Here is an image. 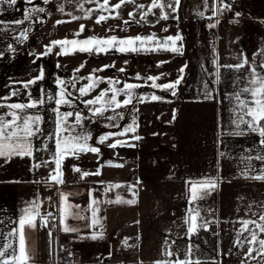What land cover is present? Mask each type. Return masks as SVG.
<instances>
[{
  "label": "crops",
  "instance_id": "0c3cea01",
  "mask_svg": "<svg viewBox=\"0 0 264 264\" xmlns=\"http://www.w3.org/2000/svg\"><path fill=\"white\" fill-rule=\"evenodd\" d=\"M224 4L229 5V18L221 16ZM24 8L23 0L11 6L0 3V20L16 23L25 15ZM185 9L182 18L169 23L168 31L148 29L147 33L116 36L127 39L155 34L162 44L168 36L179 35L183 39L177 42V52L164 50L155 42L136 52L112 48L106 53L76 51L61 55V48L53 47L47 60L56 79L64 80L72 94L70 107L58 106L55 98L49 102L48 96L59 95L56 79L57 86L52 88L34 89L32 84L25 88L29 78L39 76L41 71H14L7 67L5 54H0V115L10 120L9 113L14 110L8 104L44 100L42 105L19 113L41 117L40 131L31 139L33 154L0 157V250L10 243L17 246L18 238L11 233L18 228L25 210L36 202L40 214L37 226L24 229L31 256L29 264H58V255L67 246L74 248V264H157L183 260L189 249L190 258L201 264H209L217 255L221 257L219 264H234V260H239L238 264L249 263L244 258L246 253L236 247L240 240L251 239L250 231L241 230L242 221L259 222V216L264 214V180L252 178L261 174L264 162L246 158L264 154V147L258 143V133H232L238 123L237 115L242 114L237 94L241 100L252 99L242 91L251 86L249 66H256L264 74V68L259 67L264 64V1L208 0L206 5L204 0H192ZM133 26L137 28L136 24ZM156 48L159 50H153ZM245 57L249 64L237 69L235 65ZM94 69H103L95 72L97 78L121 84H110V89L139 85L131 90L132 103L115 110L113 105L103 114H94L92 109L99 105L85 102L93 99L101 87L96 86L83 96L78 91L92 82L86 78ZM150 76L160 79L153 82L147 79ZM177 79L180 83L174 90L152 87L153 83L164 85ZM13 91L17 95H11ZM112 94L109 91L105 100ZM153 95L161 99H150ZM126 98L124 92L117 96L120 101ZM57 107L59 114L73 112L69 125L75 123V113L80 112L82 121L75 127L81 132L72 131L70 135L87 136V144L100 150L65 155L60 165L62 184L50 179L57 174V136L68 135L58 134L59 114L54 111ZM129 126L135 131L99 142L100 137L121 133ZM49 130L55 133L49 134ZM136 136L140 139L136 140ZM117 140L124 143L109 147ZM75 172L80 176H75ZM84 172L89 175L82 176ZM97 172L100 174L95 175ZM208 179L216 181V187L211 189L215 203L211 213L215 219L205 221L207 228L189 233L186 221L192 211L190 184ZM117 184L121 186L109 187ZM63 195L68 196V203L79 206L65 221L75 232L62 230ZM117 196L136 202L109 203ZM92 208L98 209L94 225ZM48 213H52L48 221L55 224L48 222L45 226L41 218ZM93 234L96 239H92ZM225 238L230 239V256L223 250ZM167 250L173 255H165ZM259 256L253 260L258 262ZM261 261L264 263V258Z\"/></svg>",
  "mask_w": 264,
  "mask_h": 264
},
{
  "label": "snow or ice",
  "instance_id": "6c2138e0",
  "mask_svg": "<svg viewBox=\"0 0 264 264\" xmlns=\"http://www.w3.org/2000/svg\"><path fill=\"white\" fill-rule=\"evenodd\" d=\"M49 2V0H45V3ZM132 2L134 3V0H119V3H116L112 6L114 9H120L125 3ZM0 3H7L9 6L15 5L17 3V0H0ZM29 3H31V0H29ZM109 4V0H104L103 4H100L99 7L104 10H109L106 8V6ZM180 4V0H174L173 3H168L167 5L163 2V0H152L151 5L149 6V10L160 8L164 9L165 7L171 8L173 11L176 10V7H178ZM140 8H143V5L138 6ZM223 8H229L228 4H224ZM40 12H43L44 9L40 8L38 9ZM63 11V9H60ZM147 12L144 13L145 16H147ZM90 15V13H89ZM130 16H135V13H129ZM215 15V13H214ZM237 16L239 13L236 14ZM109 17L100 15L96 23L100 24L103 21H106ZM163 19H168V14L164 13L162 16ZM73 19H79V17H73ZM65 21H57L58 24L64 23ZM218 22V21H217ZM0 23H3L0 21ZM16 23H23V21L18 20ZM125 23H128L125 21ZM211 27H214L215 25H210ZM84 31V25L80 26L79 32L75 33L74 36H79L80 32ZM109 31H112V29H109ZM21 36H24L26 38L25 33H21ZM183 38L179 35L176 36H168L163 43L161 44L160 41L156 38L155 34L147 36V37H129L127 39H118L116 36L111 37H105V38H98V37H90L86 38L84 40L79 39H73V40H56L52 41L50 45H47V52L44 54L46 55L48 52L52 50V47L59 46L61 48V52L59 54L61 55H67V54H74L76 51L79 52H107L108 50L112 48H116L120 52H127L132 51L136 52L139 51L141 47H143L145 44L150 42H155L159 47H163L164 50H170L172 52H177L179 49L177 48V42L182 40ZM137 42H139V46H137ZM170 45V47H169ZM153 50H159V48L153 49ZM261 54H264L262 52ZM249 61L248 58L245 57L243 62L241 64L235 65L237 69L244 67L245 65H248ZM114 65H106L105 67H112ZM83 67V65H81ZM259 67L264 68V64L260 65ZM78 68L76 71H79ZM103 69H94L93 74L87 77L86 79H89L92 81L86 86L80 87L78 89L81 96L87 95L89 92H91L98 84V82L102 78H97L95 76V72L102 71ZM123 71V69H121ZM249 71L251 73V78L249 80L250 87L244 88L242 91L244 93H248L251 96V101H244L240 99V95L237 94L236 99L239 101V107L242 111V114L237 115V121L236 124V130L232 133L233 135H245L248 131L258 133V136L260 137L258 143L264 147V74H261L257 71L256 66H249ZM181 72H183V69H181ZM44 78L43 71L40 72L39 76H37L35 79L28 81L24 84L25 88H28L30 84H35L37 80H42ZM139 78V77H138ZM148 80H151L153 82L160 79L159 76H150L147 78ZM109 84H115L116 81L109 80ZM180 83V79H177L175 82L164 84V85H158L156 83L152 84V87H157L161 89H170L174 90L176 89L177 85ZM57 84L59 86V95L58 98L55 99V103L59 106L61 104H68L71 105L72 101L70 99L71 93L68 91V89L65 87V81L64 80H57ZM73 86L75 85V78L72 81ZM139 87V85L135 84H125L124 89H117L115 87L109 89L102 90L99 95H97L93 99L87 100L85 103L87 105H99L98 107H94L92 109L94 114H103L105 111L108 110V107L113 106V110L115 108H120L122 105L126 106L130 103H132L133 97L131 90L134 88ZM127 90V91H125ZM109 91H111L113 94L105 100L104 98L108 96ZM124 92L126 95V99L123 101H120L117 99V96ZM173 95H175V91L172 92ZM13 96L17 95V92L13 91ZM2 99H8V97H4ZM49 100H52V96H48ZM141 99V98H138ZM147 99V98H143ZM152 100H159L161 97L153 95L151 96ZM44 103L43 99L40 100H31L30 103L23 104V103H12L8 104L7 107L10 109H13L14 111L10 112L9 115L12 117L10 120H6L4 116L0 115V157H7L11 158L13 155L16 156H31L33 154V147L31 143V139L37 135V133L40 131L39 129V123L41 122V117L39 115H24L21 116L19 113L24 111L25 109L29 108H36L38 105H42ZM3 106V105H0ZM59 114V107L54 109ZM73 116V112H66L63 114H59V120L57 121L59 125L58 133H71L74 131V125H69L68 118ZM112 119L113 117H109ZM82 120V116L80 112L75 113V124L78 125ZM241 125H244L245 127L241 128ZM135 128L129 126L123 130L121 133H109L107 136L100 137V143H104L105 140L109 139L110 136L114 135H124L128 132H134ZM136 140H139L140 137L136 136L134 137ZM88 137L87 136H79V135H66L64 137L57 136L56 139V169L55 172L56 175H52L50 179L55 182L62 184L63 179L62 173L60 172V165H61V159L68 154H76L77 152H93V153H99L98 147H92L87 144ZM124 142L117 140L116 142L109 145V147L116 148L118 145L123 144ZM248 151H251L249 149ZM256 159L259 161L264 162V154H257L255 157L248 156L246 159ZM40 165H35V167H39ZM118 167L122 165H116ZM76 171H80L78 168ZM100 173L97 172L95 175H99ZM89 173L84 172L82 176L86 177ZM253 179L258 180H264V169L261 170V174L253 176ZM139 183V181H138ZM121 185H110V188H118ZM133 189L135 186H132ZM216 187V181L215 180H204L197 183H191L189 188V194L190 199L192 202H195L196 200L201 198V193H203L205 190H211ZM137 193L133 191V196H135ZM68 196L63 195V205L60 208L61 212V222L63 224V231L64 232H75L77 231L74 228H70L67 223L65 222L69 216H72L73 209L79 208L78 205H72L67 202ZM129 203L133 204L136 201L133 200H122L121 197L117 196V198L114 201H109V203ZM93 204L96 203V201H92ZM98 211L97 208H92V214H93V220L92 224H96L97 220L95 219L96 212ZM40 214L37 210V204L36 202H33V207L30 209L25 210V214L21 216L18 220V228L14 230L11 235H15L18 238L17 246H13L11 243L7 245V248L4 250H0V264H29L31 260V256L27 249V241L25 237L24 229L25 227L28 228H35L37 226V217H39ZM52 216V213H48L47 216L42 217V223L43 225L48 224V217ZM200 217V212L196 209H193L189 212V217L186 223L188 224V232L189 233H196L198 228H207V223L205 224H199L198 218ZM254 225V228L250 229L249 225ZM257 230L259 232L264 233V214L259 216V222L253 221V220H244L242 221V231H250L251 233V239L248 241L249 245H259V249H256L254 247H250L247 255L252 256L253 251H257L258 255L264 256V239H258L257 238ZM51 234V233H50ZM96 234H93L92 239H96ZM239 243V242H238ZM125 244H127V241H125ZM11 249V252H8V249ZM165 255L172 256L173 253L170 250H167L165 252ZM191 249H189V252L186 254V258L181 260L177 258L175 261H158L157 264H201L199 260H192L191 258ZM255 258V257H253Z\"/></svg>",
  "mask_w": 264,
  "mask_h": 264
},
{
  "label": "rangeland",
  "instance_id": "374dc122",
  "mask_svg": "<svg viewBox=\"0 0 264 264\" xmlns=\"http://www.w3.org/2000/svg\"><path fill=\"white\" fill-rule=\"evenodd\" d=\"M191 1L192 0H180L179 6L173 11L168 7H165L164 9L155 8L149 10L152 0H134V3H125L120 9L112 8L113 5L119 3V0H109V4L106 6L109 10H104L99 7L100 4H103L104 0H49L47 3H45V0H31V3H29V0H23L25 6V15L22 16L23 18L21 20L23 23L18 24L11 21H9L11 23H8L7 21L4 22L3 20H0L3 22L0 23V54H5L3 56L7 59V67L14 71L20 72L30 69L43 71L44 78L42 80H37L35 84H32V88L35 89V87L37 88L38 86L52 88L57 86L55 85L57 79L54 76L52 65L47 60L51 58L49 55L50 52L46 55L44 54L47 52L46 46L50 45L52 41L65 38L86 39L93 36L105 38L110 36H120L123 35V33L131 32L147 33L148 29H150V31L165 32L168 31L169 23L172 20H178L185 15V8ZM163 2L166 5L168 3H173L174 5V0H163ZM204 2L208 5V0H204ZM140 5H143L144 7H138ZM40 8H43L44 11L40 12L38 10ZM61 8L63 11L60 10ZM145 12L148 13L147 16L144 15ZM9 13L13 14L12 12ZM129 13H135V16H130ZM164 13L168 14V19L166 20L162 18ZM10 14L5 15L9 18L11 17ZM100 15L109 18L106 21L97 24L96 20ZM73 17H79V19H73ZM154 17L155 19H153ZM154 20L155 22H153ZM57 21L65 22L58 24ZM125 21L128 23H125ZM134 24H136L137 28L133 26ZM81 25H84V31L80 32L79 36H74L75 33L79 32ZM109 29H112V31H109ZM21 33H25L26 38L21 36ZM51 51H53V47ZM35 64L37 65L35 66ZM36 77L37 74L36 76L29 78V80H33ZM39 81L41 82L39 83ZM119 85L121 86V84ZM97 86L101 87V89L97 90L99 93L95 94L93 96L94 98L99 95L102 90H110V84L104 80L99 81ZM50 93L52 94L51 90ZM50 96H52L53 99H56L54 94ZM45 97L47 99L46 95ZM50 101L52 100H49V102ZM66 106L70 107L68 104ZM68 119V121L71 120L70 118ZM73 125L75 126L76 124L73 123ZM90 126H92V123H90ZM76 127H74V131L77 130V133H80L81 130L79 128L76 129ZM51 133L55 132L50 131L49 134ZM71 133H63V135H69ZM214 206L215 203L212 200L211 190H205L201 193L200 199L195 202L191 201V209H196L200 212L198 223L201 224H204L208 219L210 221L215 219L211 213ZM249 228H254V225ZM257 235H260L257 236L258 239H264V234L259 232V230H257ZM249 240L250 238L240 240L239 245L236 247L237 250L240 249L241 252L246 253V255H244L245 257H243L249 262L248 264H262L263 262L261 261V258H264V256H261V258L260 256L257 257L258 262L253 260V257L258 254L257 251H253L252 256L247 255L250 247L259 249L258 244L249 245ZM229 241L230 239L225 238L223 245V250L228 256H230L228 252L232 251ZM241 256L242 255H239L238 257ZM215 257L213 256L212 259L214 261H211L209 264H219L221 257L219 255ZM238 261L239 260H234V264H238Z\"/></svg>",
  "mask_w": 264,
  "mask_h": 264
},
{
  "label": "built area",
  "instance_id": "2783aa9c",
  "mask_svg": "<svg viewBox=\"0 0 264 264\" xmlns=\"http://www.w3.org/2000/svg\"><path fill=\"white\" fill-rule=\"evenodd\" d=\"M221 16L229 18L231 16L230 10L228 8L222 9ZM75 176H80V173L75 172ZM48 222L51 224H55L53 220ZM73 251L74 248L72 246H67L66 248H64L58 255V264H74L75 258L72 254Z\"/></svg>",
  "mask_w": 264,
  "mask_h": 264
}]
</instances>
